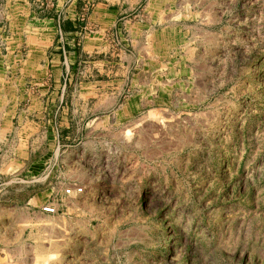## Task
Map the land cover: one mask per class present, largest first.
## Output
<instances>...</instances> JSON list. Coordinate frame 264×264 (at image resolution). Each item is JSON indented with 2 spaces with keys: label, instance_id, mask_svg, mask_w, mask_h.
I'll list each match as a JSON object with an SVG mask.
<instances>
[{
  "label": "rangeland",
  "instance_id": "374dc122",
  "mask_svg": "<svg viewBox=\"0 0 264 264\" xmlns=\"http://www.w3.org/2000/svg\"><path fill=\"white\" fill-rule=\"evenodd\" d=\"M55 1L0 0V261L264 264V0H76L114 23L63 67Z\"/></svg>",
  "mask_w": 264,
  "mask_h": 264
},
{
  "label": "crops",
  "instance_id": "0c3cea01",
  "mask_svg": "<svg viewBox=\"0 0 264 264\" xmlns=\"http://www.w3.org/2000/svg\"><path fill=\"white\" fill-rule=\"evenodd\" d=\"M116 12V10H115ZM115 12L111 9H108L105 4L103 3H97L95 8L91 10L90 12L86 13L85 17H83V13H81L80 9V3L76 0H56L55 6L53 9V17L49 18H43L40 19L43 23L47 24L45 26L46 29H52V25L50 23H54L53 27L55 28L54 31L56 32V52L52 53L51 61H54L56 65L60 64L61 67L64 66V64H71L72 61L77 57L76 56V46L82 41V47L83 49H86V51H89V49L93 50L96 46L95 44H98V39H100L98 36L99 32H103L106 28L109 26H112L114 23V17ZM85 21L83 22V20ZM90 46V48H88ZM126 69L129 70V66H126ZM62 75V72L60 73ZM60 74H57L58 77H60ZM56 78V76L54 77ZM28 94L32 97L31 98V105H38L41 98L43 96H62L64 95L65 88H50V87H39V88H32L28 90ZM120 89H112L108 92H104L103 98L99 99V102L102 103L106 99H114L119 95ZM33 99V100H32ZM60 99V98H58ZM34 101V103H33ZM98 105H101V104ZM4 108V107H3ZM1 109V108H0ZM1 111V110H0ZM11 112V110H10ZM15 112H17L15 110ZM31 111L28 110V114H30ZM11 115V114H10ZM25 110H22L18 117H20L21 121H17V125L13 126V131L15 132V137L19 141V143L25 144V141H27L29 138L31 142H36L38 140L45 141L46 137H48V141L51 143H56L58 141V137L56 138L54 128L55 126L50 122L47 121V127L43 128L39 123H37L35 120H27L25 118ZM13 116V115H12ZM24 116V117H23ZM42 127V128H41ZM27 131V132H26ZM26 132V133H25ZM47 136H46V135ZM50 135V136H48ZM35 151V148L31 149L30 151ZM24 149H20L17 152V157L14 159H22L25 158L23 154ZM4 156L3 150L1 148V139H0V157ZM3 173H8V170L0 169V185L6 184L7 181H4L7 176H4L1 180V175ZM12 174V172H9ZM55 193L53 187H50V193ZM34 199V197H29V201H27V204H30L31 200ZM48 199V198H47ZM53 201L54 198H53ZM43 201V204L46 203ZM70 202V201H67ZM68 204V203H67ZM40 205V204H39ZM17 220V219H16ZM18 221V220H17ZM31 222V220H28ZM25 239H29L30 244L32 239V232L29 229L28 236ZM29 243V242H28ZM25 257H22V264H33L31 262H27L26 260L29 257L30 254L24 253ZM19 259V258H18ZM0 264H20L17 262H1Z\"/></svg>",
  "mask_w": 264,
  "mask_h": 264
},
{
  "label": "built area",
  "instance_id": "2783aa9c",
  "mask_svg": "<svg viewBox=\"0 0 264 264\" xmlns=\"http://www.w3.org/2000/svg\"><path fill=\"white\" fill-rule=\"evenodd\" d=\"M74 191L77 193L81 192L82 191L81 186L74 187ZM66 192H71V188L66 189ZM43 210L47 211V212H53L54 211L53 207L47 206V205L43 206Z\"/></svg>",
  "mask_w": 264,
  "mask_h": 264
},
{
  "label": "bare ground",
  "instance_id": "6f19581e",
  "mask_svg": "<svg viewBox=\"0 0 264 264\" xmlns=\"http://www.w3.org/2000/svg\"><path fill=\"white\" fill-rule=\"evenodd\" d=\"M45 256H46V255H45ZM45 256H44V257H45Z\"/></svg>",
  "mask_w": 264,
  "mask_h": 264
}]
</instances>
